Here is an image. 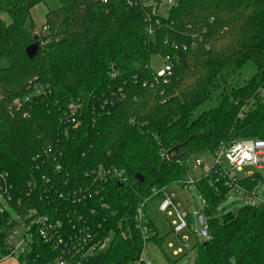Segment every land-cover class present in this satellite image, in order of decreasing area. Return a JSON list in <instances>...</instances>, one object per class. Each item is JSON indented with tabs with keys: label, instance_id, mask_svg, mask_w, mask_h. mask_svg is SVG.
Segmentation results:
<instances>
[{
	"label": "trees",
	"instance_id": "trees-1",
	"mask_svg": "<svg viewBox=\"0 0 264 264\" xmlns=\"http://www.w3.org/2000/svg\"><path fill=\"white\" fill-rule=\"evenodd\" d=\"M53 1L56 7L46 0H0V165L21 200L16 212L66 206L86 212L99 237L113 233L110 247L90 264H130L143 249L134 218L154 189L182 185L195 160L212 157L222 142L264 140V98L257 95L264 87V0H177L154 37L145 22L151 11L142 0H132L133 6L130 0ZM41 4L47 8L42 38L32 17ZM191 35L202 39L196 48ZM36 37L44 45L30 60L26 49ZM165 57L173 60L166 82L151 66ZM250 67L255 74L244 79ZM36 87L45 94L35 96ZM72 104L81 105L78 128L68 122ZM205 104L211 107L198 113ZM99 167L128 178L99 184L110 211H101L98 201L76 206L60 199L90 187L87 174ZM137 174L144 177L141 186ZM260 180L258 174L240 187L250 192ZM214 181L196 183L208 237L194 246V264H264V206L247 205L217 218L230 191ZM93 208L100 214L88 213ZM10 215L0 220V230H10ZM150 241L163 244L156 236ZM57 256L39 241L18 264Z\"/></svg>",
	"mask_w": 264,
	"mask_h": 264
},
{
	"label": "built area",
	"instance_id": "built-area-1",
	"mask_svg": "<svg viewBox=\"0 0 264 264\" xmlns=\"http://www.w3.org/2000/svg\"><path fill=\"white\" fill-rule=\"evenodd\" d=\"M104 2V0H102ZM142 3L150 8V14L145 19L150 37H154L157 30L162 27V18L166 19L168 10L177 6V0H142ZM134 2L130 0L129 6H133ZM166 8H163V5ZM192 47L196 48L202 39L198 40V35H191ZM42 42V46L44 42ZM174 49H178L177 44L172 45ZM183 51H187L189 46L182 45ZM162 64L156 67V77L164 79L171 76L173 73V60L171 57L161 58ZM264 68V64H263ZM45 94L43 88L36 87L35 96ZM259 98H264V87L258 90ZM30 99L27 98L26 102ZM15 107L20 109L23 103L17 100L14 103ZM245 106L240 116L243 117L248 111ZM81 112L80 104H72L69 106L68 122L73 128L80 126L79 115ZM27 116V115H26ZM161 156L165 160H169L170 154L163 151ZM228 166V167H227ZM253 167L258 171L264 170V140H230L222 142L215 153L210 158H197L194 162L193 169H201L202 177H214V183L223 182L224 186L229 189V193L233 192L248 196L252 200L251 206H264V180L258 181V184L250 192L244 191L240 187V181L250 179L256 181V176L261 175L260 172H250L244 179H239L237 173L243 172L244 168ZM60 170V167H58ZM191 175V174H190ZM187 176L181 184H192L196 186L198 180ZM93 180L90 187H83L67 195L61 194L59 197L63 201L72 202L73 205H83L89 201H98L101 211H110V206L105 203L102 196V190L98 188L99 184L104 182L109 177H114L120 183H127L128 178L124 171L118 169H106L99 167L91 174H87ZM200 178V179H201ZM264 179V178H263ZM49 182V181H48ZM213 183V182H211ZM167 189V188H166ZM166 189H154L151 197L164 195L161 201L159 210L161 213H167L170 217H175L173 221L174 234L179 237L189 228L187 216L178 208L171 197L165 194ZM29 196V194H28ZM150 197L146 198L138 207L134 218L135 229L140 233L143 240V249L140 257L130 264H151L145 258L147 244L154 234L151 228V222L146 214V204ZM21 200L16 196L14 188L10 183V176L4 172L0 165V220H7L11 225L9 231L0 230V235H4L3 241L0 243V264L9 260L18 261L20 257H28L35 253L37 242L53 248L58 253V256L51 261L43 264H90L96 254L106 251L113 240V233L109 231L105 237H99L92 227L91 221L86 217L85 213L77 210H71L67 206L64 210L56 209L55 212L41 213L37 209H28L22 213L15 210V206L19 207ZM88 213L92 216H97L100 213L96 208L88 209ZM106 219H104V222ZM67 222V223H66ZM99 224V223H98ZM121 224H119V228ZM101 224L98 227L100 230ZM187 237H182V246L173 251L174 257H180L187 248ZM170 248H174L172 244ZM185 247V248H184ZM192 250V247H188ZM46 258V256H45Z\"/></svg>",
	"mask_w": 264,
	"mask_h": 264
},
{
	"label": "rangeland",
	"instance_id": "rangeland-1",
	"mask_svg": "<svg viewBox=\"0 0 264 264\" xmlns=\"http://www.w3.org/2000/svg\"><path fill=\"white\" fill-rule=\"evenodd\" d=\"M46 1L49 4L55 5L56 7V3L53 0ZM163 8H166L165 4L163 5ZM45 9H47L46 6L44 4H41L37 8V10L33 12V15L35 16V13H40V16H42L44 14ZM1 17L5 20H8L6 16L4 17L2 15ZM36 17L38 24L36 32L37 35L42 38L44 35V31L41 19L44 21V15L41 17V19L37 15ZM161 64V59H153L151 65L152 69L155 70L156 67ZM254 74L255 70L250 67L246 68L243 71L242 76L244 79H250ZM210 107L211 104H205L199 109L198 113H202L208 110ZM250 172H260L264 178V170L258 171L256 168L253 167L244 168L243 172L237 173V176L239 179H244L248 176V173ZM201 177V169H192V174L190 175V178L199 180ZM182 186L187 187L186 190L182 191L177 188H181V185H173L168 188V194L172 195L175 198V200L177 201V203H179L180 206H178V208L187 216L189 228L181 236L177 237L174 234V227L172 223L176 218L168 216L167 213H161L159 210L160 203L164 199L163 194L159 196L150 197L148 203L146 204V214L150 222L153 224L152 229L154 231V234L152 233V237L156 236L158 239H161L163 242H165L164 246H160L154 241L148 242L145 258L151 264H194L197 256V249H194V246L197 243H202L207 240V237L203 236L201 233L202 229L199 222V216L203 215L205 207L201 194L192 184H182ZM251 201L252 200H250L248 196L231 192L220 203L217 209V218H223L226 215L236 210H239L247 206L248 204H251ZM182 237L188 238L187 241H184L186 243V245L184 246H187V248L184 247L185 252L180 257H174L173 251L182 246ZM168 243H172L174 248H170L168 246ZM188 247H192L193 249H188ZM15 262L16 264H18V261L16 260H9L4 264H14ZM233 264L236 263L233 262Z\"/></svg>",
	"mask_w": 264,
	"mask_h": 264
},
{
	"label": "water",
	"instance_id": "water-1",
	"mask_svg": "<svg viewBox=\"0 0 264 264\" xmlns=\"http://www.w3.org/2000/svg\"><path fill=\"white\" fill-rule=\"evenodd\" d=\"M42 46V42L40 41L39 37H36L35 43L30 45L27 49H26V54L28 56V58L30 60H33L37 57L39 50ZM135 180L138 182V184L141 186L144 183V177L142 175L137 174L135 176ZM199 222H200V226H201V233L203 236L208 237V231L207 229L204 228L205 226V220L203 215L199 216Z\"/></svg>",
	"mask_w": 264,
	"mask_h": 264
},
{
	"label": "crops",
	"instance_id": "crops-1",
	"mask_svg": "<svg viewBox=\"0 0 264 264\" xmlns=\"http://www.w3.org/2000/svg\"><path fill=\"white\" fill-rule=\"evenodd\" d=\"M39 6H37V7H35L33 10H32V17H33V20H34V22H35V24H36V26L38 27V24H37V17H36V15L41 19V17L44 15V21L41 19V21H42V23H43V26L45 25V23H46V15H47V9H45L44 10V14L42 15V16H40V13H35L36 15L34 16L33 15V12H35V10H37V8H38ZM180 185V184H179ZM176 187V186H175ZM196 187V186H195ZM177 188H179L180 190H182V191H184V190H186V188L187 187H184V186H182L181 185V188L180 187H177ZM165 194L168 196V197H172V199H173V201H174V203L177 205V206H179V203H177V201L175 200V198L172 196V195H170V194H168V188L165 190ZM180 207V206H179ZM153 225V224H152ZM164 244H165V242H163V246H164ZM170 244H172V243H168V246L170 245ZM173 245V244H172ZM4 264V263H3ZM14 264H16V262L14 263Z\"/></svg>",
	"mask_w": 264,
	"mask_h": 264
}]
</instances>
